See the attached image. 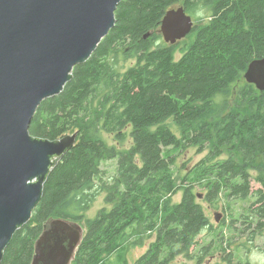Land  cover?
<instances>
[{"label": "trees", "instance_id": "16d2710c", "mask_svg": "<svg viewBox=\"0 0 264 264\" xmlns=\"http://www.w3.org/2000/svg\"><path fill=\"white\" fill-rule=\"evenodd\" d=\"M174 7H182L195 25L186 38L169 45L157 31ZM115 20L90 59L73 69L63 92L37 109L32 137L77 138L50 173L40 203L0 264H31L35 242L53 220L85 223L70 264H111L112 256L116 264H128L126 249L146 240L147 251L133 264L192 259L200 234L214 231L198 188L208 203L220 197L245 200L253 179L261 186L255 193L260 206L249 208L246 222L240 217L227 228L243 236L254 217L264 220V92L243 79L248 65L264 56V0H122ZM117 52L135 64L118 71ZM216 96L227 100L216 104ZM100 134L113 136L119 145L130 139V148L109 146ZM191 148L208 154L177 175L176 156ZM107 161L116 162L111 177L101 169ZM179 192L181 200L174 204ZM102 193L109 208L86 219ZM255 234H247L241 246L247 249ZM215 238L199 260L213 243L221 251L230 247L221 232ZM231 256L226 264H232Z\"/></svg>", "mask_w": 264, "mask_h": 264}, {"label": "water", "instance_id": "95a60500", "mask_svg": "<svg viewBox=\"0 0 264 264\" xmlns=\"http://www.w3.org/2000/svg\"><path fill=\"white\" fill-rule=\"evenodd\" d=\"M121 1L0 0V263L40 203L50 173L77 138L37 139L29 133L30 124L42 102L63 92L73 69L85 64L113 29ZM193 25L182 7H174L157 33L174 45ZM243 79L264 92V56L248 65ZM214 217L218 223L220 215ZM83 234L78 223H47L31 264H70Z\"/></svg>", "mask_w": 264, "mask_h": 264}, {"label": "rangeland", "instance_id": "374dc122", "mask_svg": "<svg viewBox=\"0 0 264 264\" xmlns=\"http://www.w3.org/2000/svg\"><path fill=\"white\" fill-rule=\"evenodd\" d=\"M161 36V35H160ZM162 38V37H161ZM115 62H116V69L120 72H123L133 66L135 64V59L133 58H126L120 52H117L115 55ZM179 58V56H178ZM236 93V92H235ZM234 93V94H235ZM233 94V97L235 96ZM231 98V97H230ZM233 99V98H232ZM224 100H227L226 97L223 96H216L214 101L216 104L222 103ZM229 100V99H228ZM103 140L109 146H116L119 150H126L130 148L131 140H126L123 144L119 145L117 141L114 140L113 136L100 134ZM208 154V150L206 149L202 154H197L196 150L191 148L187 152H185L182 156L177 157V167H176V174L183 175L182 171H187L191 169L193 166L198 164L201 160H203ZM184 164V167L182 165ZM116 162L115 161H107L104 162L101 166L102 171L106 177H111L115 174ZM253 177H257V174L252 173ZM261 189L259 183L252 179L251 181V191L250 196L245 200H232L227 202L224 198L220 197L219 200L208 203L206 202L202 195H205L206 192L201 189H196L197 193H201V197L199 198V203L203 207L205 214L208 216L211 222V227L214 231L210 229L205 230L203 233L200 234L197 241L199 243L197 249L191 253L192 259L185 258V257H178L175 259L173 264H226L224 260H227L228 254H232L231 261L232 264H245L249 262L250 264H264V226L262 228L257 229L256 226L262 220L259 218L254 217L253 221L250 224V230L247 234L252 233L255 231V238L246 248H243L241 245L247 242V234L240 236L239 231H233L234 228L228 229L227 226L232 224V220H238L240 217V222H246L244 220L245 217L250 216L249 208L252 207L253 210L257 209L260 204L257 203V196L255 193L257 190ZM181 192L177 193L175 196L172 197V202L178 203L181 200ZM254 205V206H253ZM103 208H109V205L105 202V194H99L97 196L95 202L93 203L92 207L85 212L86 219H93L97 212L102 210ZM220 215L219 222L215 221L214 215ZM249 222V221H247ZM81 228L83 229V233L86 231L85 223L79 222L78 223ZM238 226L239 224L234 223V227ZM223 234L224 242L226 244H230L229 248H226V251H221L219 247L213 243L212 249H210L207 255L204 258H200V251L203 248H207L213 240H216V235L219 233ZM149 240H146L142 245H136L131 248L126 249L124 252V257L127 260L128 264H133L137 261L148 249ZM111 264H116V259L114 256L110 259Z\"/></svg>", "mask_w": 264, "mask_h": 264}, {"label": "flooded vegetation", "instance_id": "af4514ba", "mask_svg": "<svg viewBox=\"0 0 264 264\" xmlns=\"http://www.w3.org/2000/svg\"><path fill=\"white\" fill-rule=\"evenodd\" d=\"M188 16H189V15H188ZM190 17H191V16H190ZM192 21H193V19H192ZM193 24H194V21H193ZM194 25H195V24H194ZM194 25H193V26H194ZM162 40H163V39H162Z\"/></svg>", "mask_w": 264, "mask_h": 264}]
</instances>
